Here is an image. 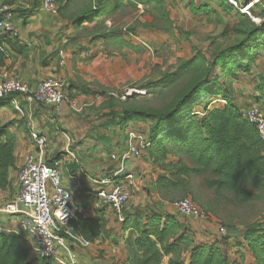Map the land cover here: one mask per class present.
Segmentation results:
<instances>
[{
	"label": "trees",
	"instance_id": "16d2710c",
	"mask_svg": "<svg viewBox=\"0 0 264 264\" xmlns=\"http://www.w3.org/2000/svg\"><path fill=\"white\" fill-rule=\"evenodd\" d=\"M128 1L134 7L151 5L167 18L163 0ZM123 2L125 0H90L88 6L73 17L70 15L72 0H57L59 15L63 19L70 21L75 29L86 30L85 24L93 25L92 32L100 34L101 38L108 36L102 30L105 28L103 18L115 5ZM255 7L260 10H252V13L261 22L257 24L247 18L240 21L233 29L240 40L223 48L211 61L203 54L183 61L178 73L158 82L159 88L176 83L183 75L191 78L169 106L141 108L130 99L125 102L113 100L110 106L106 105L108 109L121 108L111 114L118 115L121 121L110 122L121 129H127L135 121L151 123L149 147L143 155L147 154L163 174L155 179L149 193H157L167 202L181 200L192 194L193 178L202 177L207 188L215 192L226 191L240 204H248L258 198L264 200L263 144L256 127L245 116L247 111L240 110L230 88L239 71L251 73L257 52L264 47V0ZM12 12L17 14V10ZM168 23L171 25L170 21ZM11 41L0 38V69L5 66L8 58L6 45ZM218 65L220 75L216 74ZM214 100L224 105L213 106ZM3 106L11 104L9 100L0 98V107ZM195 107H203L201 118L197 117ZM259 107L264 111V104ZM13 123L0 124V193L11 190V170L17 164V138L12 133ZM192 197L194 202L198 201ZM201 205L208 212L204 204ZM69 226L75 234L92 244L103 232L101 218L80 216ZM3 227L5 225L0 226V264H59L52 258L33 256L31 244L23 233L1 230ZM122 229L130 231L125 249L132 264H165L166 257H171L167 264H245L244 254H240L239 260H231L219 242L196 243L185 224L157 209H148L139 220L131 215L124 216ZM225 229L226 237L223 239H240L238 246H247L254 264H264V220Z\"/></svg>",
	"mask_w": 264,
	"mask_h": 264
},
{
	"label": "rangeland",
	"instance_id": "374dc122",
	"mask_svg": "<svg viewBox=\"0 0 264 264\" xmlns=\"http://www.w3.org/2000/svg\"><path fill=\"white\" fill-rule=\"evenodd\" d=\"M163 1L167 18L151 5L138 4L134 7L128 0L115 5L103 18L105 28L102 30L108 33L105 38L93 33L91 24H85L86 30H83L75 29L68 20L64 23L63 35L65 34L70 47L69 57L64 53L67 59L65 65H68L67 73L73 77L68 76L70 81L67 77L63 80L71 98L77 100L83 108L84 120H93L102 125L111 120L121 121L118 115H111L121 108L106 107L110 106L113 100L125 102L130 99L141 108L161 109L169 106L191 78L183 75L176 83L159 88L158 82L178 73L183 61L191 60L198 54L205 55L209 61L213 60L223 48L241 39L234 33V27L246 18L252 20L250 16L230 7L224 0ZM89 2L90 0H72L70 15L73 17L78 15ZM256 9L257 7H254L252 10ZM252 10L251 15L255 18ZM260 22L261 20L256 21L257 24ZM257 54L256 64L252 66L251 73L241 70L238 77L233 79L230 88L233 89L234 95L240 90L242 83L253 86L258 84L255 76L264 72V47ZM216 70V74L220 75V65ZM124 96L127 98L123 99ZM213 102H216L213 106L224 105L216 100ZM195 108L197 117L201 118L203 107ZM150 125V122H131L127 127L125 140H128L131 132H136L148 141ZM151 171L155 173L153 167ZM11 180L13 184L11 190L0 193V209L17 195L15 171L11 172ZM147 181L142 184V189L146 190L148 187L145 186L150 185ZM192 186V194L183 198L193 199L192 196H195L198 199L195 201L196 204L199 207L204 204L208 209L205 213L211 219L201 221L232 229L264 220L263 199L258 198L251 203L240 204L226 191L215 192L214 189L207 188L202 177L193 178ZM141 192L142 190L138 193ZM142 199L148 203L151 196L145 198L142 196ZM178 200L180 199L174 202ZM131 202L130 198L127 206L132 205ZM1 214L0 212V221L18 219L17 215ZM3 225L5 224L0 222V226ZM237 244L238 242H231V245H227V253L231 260L240 259L239 248L242 246ZM251 256L250 259L245 256V264L255 263Z\"/></svg>",
	"mask_w": 264,
	"mask_h": 264
},
{
	"label": "crops",
	"instance_id": "0c3cea01",
	"mask_svg": "<svg viewBox=\"0 0 264 264\" xmlns=\"http://www.w3.org/2000/svg\"><path fill=\"white\" fill-rule=\"evenodd\" d=\"M0 2L11 11L17 10V14L13 13L20 29L19 37L6 45L8 58L5 66L0 69V83L18 76L34 89L41 80L48 77L64 79L69 76L72 78V74L66 71L68 65H61L60 51L64 50L68 56L70 50L67 45L68 40L65 34L63 35L66 20L43 11L40 0H0ZM70 78H68L69 81ZM255 78L258 84L253 86L242 83V87L234 95L235 102L241 111L246 112L254 106L264 104V72L256 74ZM23 109L24 112L21 114L13 106L0 107V124L14 122L11 128L17 138V164L11 172L15 171L17 181L24 157L32 152L28 134L30 129L34 128L47 137L51 156L61 163L63 184L72 192L76 203L84 208L83 216L103 220L101 237L91 247L88 249L74 247L71 255L66 254L62 256L63 259L69 264L72 262L132 264L125 249V241L130 231L125 232L122 229V222L113 208L102 206L96 195L98 187L96 182L113 177L118 169V164L111 161L110 156L126 148L127 140L125 139L128 130L114 126L110 122L102 125L93 120H84L82 115L84 111L82 110V113L73 111L69 104L53 108L42 103L36 102L29 105L23 102ZM152 167L155 173H152ZM127 169L136 174L137 178L133 181H125L127 174L125 172L117 180L125 181L132 200V205L127 206L124 211L125 217L131 215L139 220L148 209H157L165 216H173L185 224L196 243L219 242L220 248L229 256L227 245H231V242H239L240 239L231 238L228 241L223 239L226 237L225 228L216 226L212 222L182 216L174 208L173 203L163 200L157 193H149L151 184L160 174H163V171L153 165L147 158V154L139 160L129 161ZM146 181L150 185H146L145 187L148 188L145 190L141 187ZM140 190L142 192L138 193ZM142 196L144 198L151 196V200L146 203ZM0 222L5 224L1 230L18 231L17 221ZM239 250H241L240 254L250 259L251 254L246 245ZM32 255L37 256L36 252ZM170 258L166 257L164 263L167 264Z\"/></svg>",
	"mask_w": 264,
	"mask_h": 264
},
{
	"label": "built area",
	"instance_id": "2783aa9c",
	"mask_svg": "<svg viewBox=\"0 0 264 264\" xmlns=\"http://www.w3.org/2000/svg\"><path fill=\"white\" fill-rule=\"evenodd\" d=\"M41 8L46 13L56 17L59 15L57 0H40ZM228 5L239 13L248 15L254 22L251 10L261 0H226ZM20 35V29L14 13L0 2V38L15 40ZM5 46V45H4ZM5 48V47H4ZM61 65H65L64 50ZM0 98L9 100L11 106L23 113V102L29 105L34 103L46 104L58 108L69 104L71 109L82 113L79 102L69 95L63 79L48 77L41 80L36 88H31L20 77L15 76L0 83ZM127 97L124 96L123 99ZM246 118L253 124L260 136L264 150V111L254 106L245 113ZM28 140L32 152L24 157L18 172L17 195L0 209L1 215H17L18 231L23 233L31 244L33 252L41 258H52L59 264H69L62 256L71 255L72 249H88L92 243L78 236L69 226L70 222L77 221L85 210L76 203L75 197L62 181L61 163L54 160L49 150L47 137L40 131L31 128ZM149 142L141 134L131 132L127 146L122 152L111 154V161L118 164L113 177L96 182V195L102 206H110L118 219L124 220V210L130 199L125 181H133L136 174L128 171L129 161H136L143 157ZM264 152V151H263ZM125 181H117L125 174ZM177 212L192 219H209L205 211L192 198H184L173 203ZM70 264H78L72 262Z\"/></svg>",
	"mask_w": 264,
	"mask_h": 264
}]
</instances>
